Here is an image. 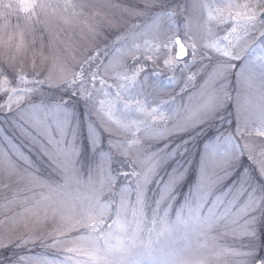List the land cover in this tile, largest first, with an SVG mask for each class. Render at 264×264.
<instances>
[{
	"label": "snow or ice",
	"instance_id": "1",
	"mask_svg": "<svg viewBox=\"0 0 264 264\" xmlns=\"http://www.w3.org/2000/svg\"><path fill=\"white\" fill-rule=\"evenodd\" d=\"M39 7L92 44L42 30L39 68L0 64V264H264V0ZM232 109L191 184L164 141ZM244 155L260 187H225Z\"/></svg>",
	"mask_w": 264,
	"mask_h": 264
},
{
	"label": "rangeland",
	"instance_id": "2",
	"mask_svg": "<svg viewBox=\"0 0 264 264\" xmlns=\"http://www.w3.org/2000/svg\"><path fill=\"white\" fill-rule=\"evenodd\" d=\"M40 0H0V64H7L19 72L31 71L33 65L38 68L42 63V55H47L45 46L41 43V31L45 32V42L47 33L59 28L63 33L62 46H77L78 54L83 55L92 42L89 39V29L83 23L85 17H71L68 14L69 23L64 22V13H53L52 10L44 11L39 7ZM53 4H63L65 0H51ZM79 9L82 4L103 3L106 0H67ZM164 4L190 3L191 0H161ZM121 3L132 8L137 7V0H121ZM68 37H74L68 41ZM78 37V39H76ZM71 58L72 53H65ZM77 125L83 129L87 125L88 130H92V125L88 121L87 112L83 119L77 114ZM236 127L235 110L224 111L220 117L210 124L202 125L175 135L164 141L169 147V154L175 152V158L169 155L171 164L182 169L191 184L198 180L199 162L204 145L208 143V132L213 133H234ZM83 133H81L80 144L82 145ZM235 142V141H234ZM232 178L227 180L225 187L232 184L237 178L247 182L249 187H260V176L252 163L247 162V156H237L231 165ZM191 184L188 186L190 187ZM15 190V189H14ZM187 191V188L183 189ZM5 195L0 190V197ZM257 237L259 242L261 229H264V220L258 216L256 218Z\"/></svg>",
	"mask_w": 264,
	"mask_h": 264
}]
</instances>
